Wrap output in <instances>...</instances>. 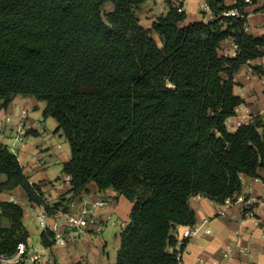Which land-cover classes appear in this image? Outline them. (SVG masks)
Here are the masks:
<instances>
[{
	"label": "trees",
	"instance_id": "obj_1",
	"mask_svg": "<svg viewBox=\"0 0 264 264\" xmlns=\"http://www.w3.org/2000/svg\"><path fill=\"white\" fill-rule=\"evenodd\" d=\"M183 1L166 0L145 27V0H0V109L18 94L45 101L72 152L71 195L51 202L1 145L0 193L20 186L55 213L91 182L120 192L133 206L112 264H180L188 240L178 249L175 229L196 222L192 196L222 203L242 192V174L264 183V124L228 125L244 102L234 74L264 56V34L246 30L244 0H206L215 18L187 23ZM233 9L242 15H221ZM227 38L234 57L220 53ZM0 214V254L12 256L30 237L24 209L0 201ZM51 237L42 231V244Z\"/></svg>",
	"mask_w": 264,
	"mask_h": 264
},
{
	"label": "crops",
	"instance_id": "obj_2",
	"mask_svg": "<svg viewBox=\"0 0 264 264\" xmlns=\"http://www.w3.org/2000/svg\"><path fill=\"white\" fill-rule=\"evenodd\" d=\"M205 1H183V9L187 12L186 23L215 18L212 12L203 14L202 3ZM236 1L226 0V3L232 5ZM245 11L248 14L246 30L254 35L264 34V1L257 5H248ZM157 16L154 14L151 18L141 20V23L145 27H151ZM220 53L228 57L236 56L237 45L234 38H227L222 41ZM249 73L251 77H248ZM263 77L264 56L248 61L234 74L235 92L244 98V102L238 106L236 115L228 119L230 129L235 130L243 123L261 121L264 124ZM45 106V101H40L34 96L18 94L7 107L1 108L0 112L2 110L10 112L15 120L24 112L27 113L32 127L28 131L24 144L20 147L18 159L31 181L41 184L48 199L55 202L61 197L71 195L68 193L71 188L70 178H68V174L63 172V166L70 160L72 152L70 143L63 135V131L58 130L56 118L44 116ZM260 129H263V126ZM9 135V132L0 133V146L9 143ZM63 138L69 144L64 143ZM261 173L264 174V170ZM1 177L2 179L6 178L4 174ZM241 177L243 182L242 193L248 199L253 215L245 214L240 203L223 209L219 202H212L211 198L206 195L192 196L190 204L196 214L194 224L202 227L198 234L188 239L182 252L183 264H212V261H218L219 264H264V183L259 178L245 174H242ZM88 190V192L77 195L74 200L81 203L108 201L107 206L96 209L98 219L104 226L90 225L88 232L83 237L68 241L65 244H54L51 247L41 244L39 249L32 244L34 248L44 251L46 255L51 257L50 263L74 264L77 261H82L85 264H112L116 262L108 260L109 254L106 249L109 242L102 237V234L106 229L112 232L117 227H121L122 231L130 221L133 203L113 188L100 190L94 182L88 184ZM0 201H13L21 205L24 209L23 222L28 227L25 221L27 210L34 209L36 203L28 199L22 187L4 190L0 193ZM114 217H116L117 222L112 221ZM114 222L115 225L111 227L110 225ZM0 225L9 227V218L0 214ZM187 226L178 225L175 229L178 249ZM206 228L210 229L209 233L205 232ZM237 230L240 232L237 241L238 247L232 253L233 258L226 260L224 258L225 249L228 245L235 243ZM42 231L41 229V233ZM121 231L119 232L120 241ZM28 240L30 242V237ZM239 247H244L245 251L241 252Z\"/></svg>",
	"mask_w": 264,
	"mask_h": 264
},
{
	"label": "built area",
	"instance_id": "obj_3",
	"mask_svg": "<svg viewBox=\"0 0 264 264\" xmlns=\"http://www.w3.org/2000/svg\"><path fill=\"white\" fill-rule=\"evenodd\" d=\"M264 0H244L248 5H257ZM202 11L212 12L207 1L202 3ZM213 13V12H212ZM242 15L239 10H224L221 15L230 16V15ZM252 74V71H250ZM248 74V77H251V74ZM264 81V77H263ZM39 123V122H35ZM32 127V123L29 122L27 113L24 112L20 117L15 120L14 116L5 110L0 112V133L9 132L10 135L8 139L9 143L6 145L11 152L18 156L20 147L24 144L26 136L28 135L29 129ZM68 178H71L68 175ZM212 202H215L211 198ZM235 203H240L244 213L253 215L252 207L248 203V199L242 192L234 193L233 195L225 197L224 201L220 203L225 209L228 206H231ZM109 204L106 200H99L93 203L89 202H77L74 198L67 203L66 209H59L55 213H50L45 205L37 204L34 207L35 219L38 221L39 226L43 231L50 232L52 237L50 238L54 244H65L68 241L75 240L83 237L87 232L90 225H100V220L96 209L98 207L107 206ZM115 222L110 226H114ZM202 226L192 224L187 226L186 230L183 233V238L180 241V244H183L184 241L198 234ZM206 233L210 232L209 228L205 229ZM240 232L239 230L235 233V243L228 245L225 249L224 258L230 260L233 258V251L237 246V241L239 239ZM52 245V246H53ZM241 252L245 251L244 247H239ZM52 261L51 257L46 255L44 251H39L34 248V246L28 241L19 242L17 245V250L14 255L6 256L0 254V264H55L50 263ZM180 264H183L181 262ZM212 264H219L218 261H212Z\"/></svg>",
	"mask_w": 264,
	"mask_h": 264
},
{
	"label": "rangeland",
	"instance_id": "obj_4",
	"mask_svg": "<svg viewBox=\"0 0 264 264\" xmlns=\"http://www.w3.org/2000/svg\"><path fill=\"white\" fill-rule=\"evenodd\" d=\"M112 9L111 4L105 5V10ZM169 7L167 5L166 0H145L141 5L138 6L137 12L139 15L140 20H145L147 18H151L156 15H160L162 13H166L168 11ZM156 39L160 42V39L157 34H154ZM64 143H68L65 138L62 139ZM69 144V143H68ZM37 205V204H36ZM25 221L28 227V231L30 233V243L36 246L38 249L41 248V239H40V233H41V227L39 226L38 221L35 219V213L34 210H27V214L25 217ZM112 221H116V217L112 219ZM25 225V224H24ZM121 231V227H117L114 230L106 229L105 232L102 234V237L105 238L109 244L107 246V252L109 254L108 260L111 262L116 261L117 251L120 247L121 241L119 232ZM35 247V248H36ZM36 248V249H37Z\"/></svg>",
	"mask_w": 264,
	"mask_h": 264
}]
</instances>
